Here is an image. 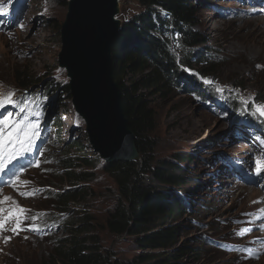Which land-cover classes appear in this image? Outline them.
<instances>
[{
    "label": "rangeland",
    "instance_id": "374dc122",
    "mask_svg": "<svg viewBox=\"0 0 264 264\" xmlns=\"http://www.w3.org/2000/svg\"><path fill=\"white\" fill-rule=\"evenodd\" d=\"M191 1L196 9L193 28L209 39L210 55L218 66L213 73L203 74L199 72L203 62L198 65L196 58L187 74L192 75L197 85L187 81L172 89L143 90L157 114L156 128L152 132L157 143L154 154L156 159L170 158L178 152L191 155L187 172L192 179L181 192L185 193L192 212L185 217L188 228L183 237L197 249V254L191 253L187 264H264V252L257 253L262 237L255 236L264 234V211L262 204L257 202L263 194L260 190L264 191L260 186L264 182V152L245 130L252 126L264 136L262 126L249 122L255 115L264 126V0ZM119 3L118 17L122 22L141 10L137 0H120ZM67 11L68 6L57 0H25L23 3L22 0H0V112L25 95L17 78L36 75L47 80L44 85L33 86L29 92L46 91L49 83L59 87L54 95L44 97L49 103L46 116L51 104L58 107L59 127L54 126L48 132L45 127L40 129L39 119L26 121L25 116H18L16 126L0 123L1 137L15 138L19 144L23 143L20 140H27L34 145L40 139L48 147L56 138V132H60L66 139L80 138L90 145L89 140H85V122L62 88L69 82L66 70L59 65L61 26ZM14 15L19 19L10 26L8 19ZM229 18L241 21L227 20ZM182 72L184 75L185 71ZM130 77L129 74L126 77L128 83L133 81ZM204 85L217 93L216 98L209 97L208 105L190 92V88ZM32 98L33 95L29 96L27 104L32 103ZM54 110L51 111L55 115ZM252 146L254 156L261 160L250 158ZM55 147L53 143L51 149ZM15 148L9 145L7 149L13 151ZM86 150L93 156L92 147ZM246 159L251 163L247 169L242 161ZM51 164L50 160L44 161L40 168L47 165L48 173L34 169L27 174L28 179L34 184L49 183L61 190L83 187L85 197L72 204L71 214L84 212L91 216L105 253L125 260L138 255L140 250L132 235H116L106 227L108 209L116 202L117 186L103 170L101 162L96 168V178L82 183L64 182L60 175H54ZM238 171L246 172L252 180L246 179L251 182L242 178ZM49 184L43 187L41 197L16 195L10 203H0V219L23 211L32 220H35L31 217L33 214L39 218L60 219L58 210L46 195L51 188ZM257 211L259 226L254 228L252 223ZM62 220L60 229L50 237L31 232L15 235L13 220L0 222L3 227L0 264H34L47 259L58 240L67 235L65 224L70 220Z\"/></svg>",
    "mask_w": 264,
    "mask_h": 264
},
{
    "label": "trees",
    "instance_id": "16d2710c",
    "mask_svg": "<svg viewBox=\"0 0 264 264\" xmlns=\"http://www.w3.org/2000/svg\"><path fill=\"white\" fill-rule=\"evenodd\" d=\"M57 1L68 6V0ZM137 1L141 10L123 22L112 44V56L113 76L120 86L130 128L137 136L141 161L107 163L98 153L90 156L86 149L91 145L87 146L82 139H66L60 132L53 141L56 147L51 149L53 154L47 161H51L54 175H60L61 180L69 183L93 181L101 162L103 170L117 186L116 202L108 209L106 227L116 235H132L140 252L130 260L105 253L91 216L84 212L71 214L72 204L85 197L84 188L61 190L48 183L51 187L47 196L49 203L70 223L65 224L67 235L58 240L50 256L34 264H187L191 253L197 254V249L183 237L188 228L185 217L192 212L185 193L181 192L192 179L191 173L187 172L191 155L178 152L170 158L156 159L157 143L152 132L156 128L157 114L143 90L172 89L187 81L197 85L191 79L192 75L187 74L194 66L193 59L198 58V65L203 62L199 70L203 74L213 73L218 65L210 55L209 39L193 28L196 9L191 0ZM182 71L186 74L182 75ZM128 74L130 79L133 77L129 83L126 80ZM16 82L26 94L33 86L44 85L47 80L25 75ZM57 88L49 83L46 91L36 89L30 95L41 101L38 93L45 94L43 96L54 94ZM62 88L72 100L70 84ZM190 90L206 105L209 97H217L210 86ZM24 105L25 102L19 100L16 104L18 112ZM35 106L32 102L26 110ZM249 121L257 124L260 119L253 115ZM56 125L59 127L58 121ZM85 138L89 140L87 132ZM46 171L48 173V166ZM75 218L78 220L73 222Z\"/></svg>",
    "mask_w": 264,
    "mask_h": 264
},
{
    "label": "water",
    "instance_id": "95a60500",
    "mask_svg": "<svg viewBox=\"0 0 264 264\" xmlns=\"http://www.w3.org/2000/svg\"><path fill=\"white\" fill-rule=\"evenodd\" d=\"M120 0H68L59 65L69 77L75 111L89 142L107 163L141 161L121 90L113 76L112 44L123 22Z\"/></svg>",
    "mask_w": 264,
    "mask_h": 264
},
{
    "label": "bare ground",
    "instance_id": "6f19581e",
    "mask_svg": "<svg viewBox=\"0 0 264 264\" xmlns=\"http://www.w3.org/2000/svg\"><path fill=\"white\" fill-rule=\"evenodd\" d=\"M254 12L255 11H252L251 13L252 14H254ZM19 18L17 17V16H11L8 20H9V22L11 21V24H10V26L12 25V26H14V23L15 22H17V20H18ZM236 18H229V19H227V20H235ZM241 19H248V18H241ZM217 19H215L214 21H216ZM236 20H238V19H236ZM251 20H253V19H251ZM261 20V19H260ZM238 21H241V20H238ZM215 23V22H214ZM217 24V23H216ZM69 83V82H68ZM39 92L41 91V89H37ZM55 94V93H54ZM53 94V95H54ZM22 97V100H24V102H26V100L27 99H29V96H27L26 94L25 95H21ZM195 96H197V95H195ZM28 97V98H27ZM199 97V96H198ZM202 100V99H201ZM32 102H34L35 104H36V106L34 107V108H32V109H28V114L29 113H31V112H33V111H42L41 110V106H43V107H45L46 109L48 108V106H49V104H48V102H44L43 100H41L40 102L39 101H37L35 98H32ZM56 103V102H55ZM54 103V104H55ZM25 106H29L28 104H25ZM47 112H45V114H46ZM47 119H51V120H55V116L53 115V114H51V115H49V114H47ZM83 121L85 122V120L83 119ZM257 126H262L263 128H264V126H263V122H261V121H259L257 124H256ZM85 126H86V123H85ZM246 131H249L250 133H251V136L254 138V140L256 141V142H258L259 143V145L261 146V148H262V152H264V136L262 135V134H260L258 131H257V129H254L252 126H249L247 129H245ZM252 132H254V133H256V134H258V136H256V135H254ZM50 145V144H49ZM51 146H52V144H51ZM51 146H46L47 148H48V152L50 153V151H51ZM247 154H245L244 156H246ZM8 157V156H7ZM243 157V156H242ZM248 157V156H247ZM250 158H253V157H250ZM243 161V164H246V169H247V167H249L250 165H251V163L249 162V160L248 159H246V160H242ZM27 173H29V171L27 172ZM26 173V174H27ZM238 174H240L241 175V177L242 178H244L245 180H252V178L250 177V176H248L247 174H246V172H244V174H242L241 172H239L238 171ZM247 178V179H246ZM15 180H18V181H22V179L20 178V176H18V175H16V177L15 178H11L10 179V181L11 182H15ZM247 180V181H248ZM248 182H251V181H248ZM261 187H264V182H262L261 183V185H260ZM8 191V190H7ZM261 192H263V194H261L260 195V192L258 191V195H260V197H259V199H258V201L257 202H259V203H261L262 204V210L264 211V191H262V190H260ZM259 211H257V215L255 216V220L253 221V223H252V226L254 227V228H257L258 226H259V223H258V221H259ZM263 216H264V214H263ZM251 227V226H250ZM253 227H251L252 229H253ZM2 224L0 223V231H2ZM253 234H254V232H253ZM255 235V234H254ZM258 239L259 238H261L262 237V241L261 242H259L258 244H259V248H257V253L258 254H261L260 253V251L261 252H264V234H256L255 235ZM256 260V259H255Z\"/></svg>",
    "mask_w": 264,
    "mask_h": 264
},
{
    "label": "clouds",
    "instance_id": "9594fccd",
    "mask_svg": "<svg viewBox=\"0 0 264 264\" xmlns=\"http://www.w3.org/2000/svg\"><path fill=\"white\" fill-rule=\"evenodd\" d=\"M61 103V102H60ZM61 106H62V104H61ZM74 106V105H73ZM54 108H55V121L56 122H54V126H58V125H56V123H57V121H58V117H59V111H58V107H55L54 106ZM74 108H75V106H74ZM61 113V112H60ZM58 124H59V121H58ZM56 135H57V132H56ZM52 144H53V141H52ZM50 155V153L48 152V148L46 147V145H44V147H43V150H42V156L40 157V159H39V163L38 164H36V165H33V166H31L29 169H27V170H25V172L24 173H22V174H20L19 176H20V178L22 179V181L20 182V181H18V183H22V184H24L25 185V188L26 189H28V190H35L37 193H36V195H34V196H32V197H34V198H37V197H41L42 195H43V193H44V188L47 186V185H38V184H34V183H32V181L31 180H29L28 179V177H27V172L29 171H32V170H34V169H38V168H40L41 167V165L44 163V161H47V158H48V156ZM46 166L47 165H45V166H43L42 168H40V171H42V172H47L46 171ZM27 173V174H26ZM36 186H38V187H36ZM44 187V188H43ZM50 189V188H49ZM7 190H8V192H7ZM2 193L3 194H5V195H9V194H14L15 196L17 195L16 193H15V191H14V189H13V187H10V186H4L3 187V189H2ZM46 195L48 196V192L46 193ZM32 197H30V198H32ZM59 215H60V219H57V218H53V217H47V218H39V217H37V215H35V214H33L31 217H34L35 219H38L39 221H41V222H43V223H45V224H55V226H56V228H55V230L51 233V234H48V235H44V236H40V237H50V236H53V235H55V233H56V231L57 230H59L60 229V226H61V223H63V220H62V218H63V216H62V213L61 212H59Z\"/></svg>",
    "mask_w": 264,
    "mask_h": 264
}]
</instances>
